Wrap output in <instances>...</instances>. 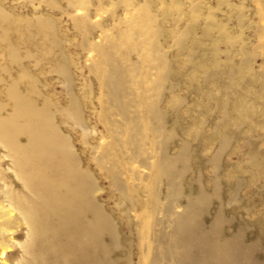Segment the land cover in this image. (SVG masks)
Here are the masks:
<instances>
[{"label": "rangeland", "instance_id": "374dc122", "mask_svg": "<svg viewBox=\"0 0 264 264\" xmlns=\"http://www.w3.org/2000/svg\"><path fill=\"white\" fill-rule=\"evenodd\" d=\"M33 129L110 264H177L199 221L264 259V0H0V264L57 258L30 220Z\"/></svg>", "mask_w": 264, "mask_h": 264}, {"label": "bare ground", "instance_id": "6f19581e", "mask_svg": "<svg viewBox=\"0 0 264 264\" xmlns=\"http://www.w3.org/2000/svg\"><path fill=\"white\" fill-rule=\"evenodd\" d=\"M40 135V129L29 132L32 142L29 155L34 158L31 165L40 171L30 185H38L41 193L38 197L41 214L30 218L34 220L33 234L39 238L40 258L53 251L57 257L55 264H110L109 250L99 236L106 229L100 226L90 206L84 205L88 195L78 181L77 170L69 169L59 149L36 141ZM52 220L56 221L53 227ZM204 223L180 226L174 244L177 264H264V259L256 254L255 243L246 245L235 237L225 239L219 224L207 233Z\"/></svg>", "mask_w": 264, "mask_h": 264}]
</instances>
